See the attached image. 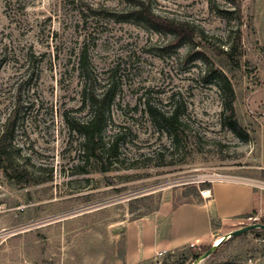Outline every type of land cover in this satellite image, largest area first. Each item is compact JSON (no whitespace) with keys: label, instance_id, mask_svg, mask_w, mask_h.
<instances>
[{"label":"rangeland","instance_id":"obj_1","mask_svg":"<svg viewBox=\"0 0 264 264\" xmlns=\"http://www.w3.org/2000/svg\"><path fill=\"white\" fill-rule=\"evenodd\" d=\"M136 1L194 37L176 44ZM242 5L239 31L226 0H0V264H264L262 229L151 256L128 232L214 182L252 185L264 220V0ZM83 53L112 98L96 159L73 131L92 116ZM221 74L248 140L225 125ZM149 106L178 108L177 135Z\"/></svg>","mask_w":264,"mask_h":264},{"label":"crops","instance_id":"obj_2","mask_svg":"<svg viewBox=\"0 0 264 264\" xmlns=\"http://www.w3.org/2000/svg\"><path fill=\"white\" fill-rule=\"evenodd\" d=\"M209 188L210 199L200 195L176 205L172 197L165 199L153 215L129 226V239L144 240L148 256L189 245H209L217 236L240 229L262 207L259 194L249 183L214 182Z\"/></svg>","mask_w":264,"mask_h":264},{"label":"trees","instance_id":"obj_3","mask_svg":"<svg viewBox=\"0 0 264 264\" xmlns=\"http://www.w3.org/2000/svg\"><path fill=\"white\" fill-rule=\"evenodd\" d=\"M226 1L230 4L231 9L230 11L225 10L226 12L224 13L233 14L236 16L238 20L237 26L240 31V27L242 25V17H243L242 0H226ZM212 7L218 8L216 4H212ZM135 13L143 15L145 19L148 20L150 23H156L159 27L174 33L176 38L175 40L176 44L183 41L186 35L190 37H194V32L190 31L188 28H185V26L189 27L188 23L186 22L177 23L174 20L168 21L164 18L157 17L154 14H152L147 8H145L144 4L139 1H136ZM240 43H241V36L239 35L236 37V40L233 41V43L230 45L229 49L226 52H224V54L232 58L237 53V49ZM261 51L264 54V47L261 48ZM87 62H88L87 54L83 53L80 61V71L85 81V86L83 88V94H82L83 105L85 107L88 106L92 109V116L86 122L77 123V126L76 128H73V131L79 133L82 136L84 140L83 145L85 151L89 155L91 154L90 156H93V158L96 159L99 156H101L100 154L97 153L99 152V146L102 144V132L104 125L103 108L106 105V103L108 104L111 103L112 98L110 97L109 91L105 92L101 96L93 94V86H91L92 78L89 74ZM218 81L220 83L219 84L220 91L223 93V99H224L225 125L236 135L240 136L241 138L243 137L245 140H248L246 131L243 130V128L239 125V122L237 120L236 110L234 106L236 100V94L231 81L223 74L219 75ZM149 113L151 116H153V118L157 123L175 132V134L178 132V129L182 125L181 115L179 113L178 108H175V110L171 113L155 114L154 111H152L151 107L149 106ZM114 149L115 147L112 148V150ZM205 185L210 186L209 183H206ZM258 223L264 224V220H260L258 221ZM257 230L260 229H254L251 230L250 232H254ZM211 248L212 247H210V249ZM188 250L191 251V248H189ZM196 258H200V257L196 256Z\"/></svg>","mask_w":264,"mask_h":264},{"label":"water","instance_id":"obj_4","mask_svg":"<svg viewBox=\"0 0 264 264\" xmlns=\"http://www.w3.org/2000/svg\"><path fill=\"white\" fill-rule=\"evenodd\" d=\"M254 229H262L264 230V224H259V223H255V224H250L248 226H245V227H242L238 230H235L233 232H231L230 234H228L227 237H234V236H239V235H242L246 232H249L251 230H254ZM215 250V246H213L211 249H209L204 255L202 258H206L208 256L211 255V253Z\"/></svg>","mask_w":264,"mask_h":264},{"label":"built area","instance_id":"obj_5","mask_svg":"<svg viewBox=\"0 0 264 264\" xmlns=\"http://www.w3.org/2000/svg\"><path fill=\"white\" fill-rule=\"evenodd\" d=\"M200 195L204 199H210L212 197L211 189L210 188H204L203 190L200 191ZM260 220H261L260 217L251 215V216L247 217L245 221L249 224H255V223H258V221H260Z\"/></svg>","mask_w":264,"mask_h":264}]
</instances>
